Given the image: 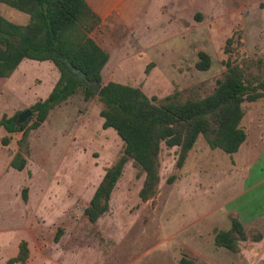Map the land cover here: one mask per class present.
I'll list each match as a JSON object with an SVG mask.
<instances>
[{
  "label": "rangeland",
  "instance_id": "obj_1",
  "mask_svg": "<svg viewBox=\"0 0 264 264\" xmlns=\"http://www.w3.org/2000/svg\"><path fill=\"white\" fill-rule=\"evenodd\" d=\"M145 6L114 15L93 34L110 54L103 84L133 85L158 100L176 92L183 100L204 98L214 92L226 71L229 38H241V44L232 47L233 59L264 60V0H146ZM0 15L22 25L30 19L3 4ZM200 51L212 58L208 71L196 69ZM253 71L258 72L257 67ZM58 78L52 63L24 61L11 77L0 109L8 116L16 110L25 112L49 96ZM249 104H245L246 111ZM252 107H264V99ZM101 110L97 97L86 101L82 94L53 109L46 122L29 134L23 171L9 164L22 133L6 134L0 127V173L4 171L0 175V228L28 242V264H178L183 256L196 264H264V237L253 241L249 233V239L239 241V251L233 253L216 248L206 232L198 233L202 215L221 217L231 208L220 206L225 196L239 190L243 167L264 150V138L256 153L243 162L236 155L209 150L200 138L195 157L190 153L182 168L177 167L180 150L163 145L160 191L146 203L139 197L144 175L129 161L109 212L91 223L86 214L91 198L124 151L117 132L103 127ZM259 131L264 133L260 126ZM9 136L10 143L3 145ZM205 150L227 162L225 167L212 169L209 188L215 197L211 199L204 197L209 188L203 183V170L194 177L199 168L194 171L191 166V159L203 158ZM228 162L237 164L231 172L226 169ZM252 168L258 170L259 165ZM216 225L226 230L229 222L221 219ZM198 234L205 240L197 242ZM12 249V245L0 246V264L7 260L5 250Z\"/></svg>",
  "mask_w": 264,
  "mask_h": 264
},
{
  "label": "trees",
  "instance_id": "obj_2",
  "mask_svg": "<svg viewBox=\"0 0 264 264\" xmlns=\"http://www.w3.org/2000/svg\"><path fill=\"white\" fill-rule=\"evenodd\" d=\"M0 4L30 18L21 25L0 15V78H9L25 60L50 62L59 73L49 96L30 108L33 114L28 123L18 122L20 112L11 118L4 115L0 120V127L8 134L22 133L10 167L17 171L26 168L30 132L45 123L53 109L78 94L86 101L98 98L102 104L103 127L115 130L124 143L122 156L107 169L86 209L91 223L109 212L113 192L129 161L144 175L139 197L146 203L160 191L163 145L180 150L177 167L182 168L200 138L211 150L218 149L228 155L237 153L247 140V131L242 126L244 105L264 99V60L233 59L232 47L241 44V38L233 36L227 40L225 53L231 54L212 94L183 100L176 92L158 100L133 85L114 81L103 84V70L110 54L92 38L101 20L85 0H0ZM198 57L196 69L208 71L212 66L211 56L200 51ZM254 67L258 72L253 71ZM91 85H101L99 92ZM11 138L4 137L3 145L7 146ZM23 199H28L27 188ZM230 220V229L218 231L214 244L218 249L236 253L238 241H246L250 236L238 219L230 217ZM251 238L260 241L263 236L251 233ZM29 257L28 243L22 241L18 255L5 264H27ZM178 264H196V261L183 256Z\"/></svg>",
  "mask_w": 264,
  "mask_h": 264
},
{
  "label": "crops",
  "instance_id": "obj_3",
  "mask_svg": "<svg viewBox=\"0 0 264 264\" xmlns=\"http://www.w3.org/2000/svg\"><path fill=\"white\" fill-rule=\"evenodd\" d=\"M85 1H86L87 5L100 18L101 24L106 23L114 15H122L123 11H124V14L126 13V15H127L131 12L136 11L138 8L144 9V7H146L145 6L146 0H85ZM96 30L92 33L93 39H94L93 34L96 32ZM109 61H110V59H109ZM108 63H107V65H108ZM13 74L9 78H0V99L3 97V95L5 94V91L9 87V82H10ZM260 100H263V99H260ZM253 103L255 104L256 102H253ZM253 103L249 104V107H248L249 110L248 111H246V108L244 105L246 114H245V117L243 119L242 126L247 131V140L243 143V145L241 146L239 151L237 153L233 154V155L237 156V160L239 162H243L244 158L248 157V155L251 152L256 153L255 149L258 146L260 139L264 138V133L263 132L261 133L259 131V126L261 127V129H264V114H263L264 113V107L253 109V107H252ZM252 110H254V111H252ZM17 112H18V110H16L13 114L8 116L7 114H5V112L2 108L0 109L1 117L6 115L9 118H11V117H14L15 116L14 114ZM262 120H263V122H262ZM4 131H5V129H4ZM6 134H8V133L6 132ZM197 144H198V142H197ZM197 144H196L195 148L191 151V158L195 157L194 152L196 151V149L198 148V145H199V144L198 145ZM204 144H206V143H204ZM205 146H207V144ZM206 148L211 150L208 146ZM216 150H218V149H216ZM216 150H211V151L216 152ZM221 152H223V151H221ZM261 153H262V155H261ZM14 155L11 157L10 163H11ZM233 155H229V156H233ZM254 156H255V158L251 162H248L245 167H243L244 169H243L242 175L240 177L242 179V183L240 184L239 190L235 194H231L230 197L225 196V200H224V202H222V205L220 206V208H223V207L227 208V206L229 205V206H231V208L227 209V211L221 217H218L216 215H212V214L208 213V214L202 215L201 218L198 220L199 224H201V226H202V227H200L201 229L198 230V233L199 232H206L207 238L211 239L213 244L215 243L216 233L218 231H222V230L217 228V225H216L217 221H221V219L222 220H224V219L228 220L229 227L226 230H229L231 227L230 217H234V218L238 219L248 234L249 233L250 234L251 233H262L263 237H264V169H262V167L264 166V150H261L260 152L258 151L257 154H255ZM221 158L222 157H220V159ZM219 160L212 158L211 153L206 154V150L204 152L203 158L199 157L198 160L195 162H194V159H191V166H193V170L195 171L196 166L199 168V170L197 172H194V175H193L194 177L199 176L201 170H203V174H204L203 183L205 185V188H209L210 185L212 184V176L214 175V173H212V169L215 167V165H218V167H221L223 165V167H225V165L227 164L226 161L221 162ZM236 165L237 164L235 162H232V163L228 162V166L226 169H228V172H231L233 170V167H235ZM256 165H259L258 170H255L252 168L253 166L255 167ZM1 168L3 170V165ZM217 172H219L218 169H217ZM215 174H217V173H215ZM0 175L2 178L4 175V171H2L0 173ZM210 190H212V189L209 188V191H207V193H204L205 199H211L212 196L215 197V195H213ZM206 195H210V197L206 196ZM221 199H223V198H221ZM27 201H28V199H27ZM6 231L7 230H5L4 228H0V246H2V247L7 246L8 247L9 245H12L13 249L11 251L5 250V257L7 259L6 261H8L9 259L14 258L18 255L19 244L22 241H26V240H21V239L19 240L15 235L6 234ZM209 232H212V236ZM194 239L197 242H200V241L202 242L205 240L204 238H201V236L199 234L196 235L194 237ZM29 250H30V248H29Z\"/></svg>",
  "mask_w": 264,
  "mask_h": 264
},
{
  "label": "water",
  "instance_id": "obj_4",
  "mask_svg": "<svg viewBox=\"0 0 264 264\" xmlns=\"http://www.w3.org/2000/svg\"><path fill=\"white\" fill-rule=\"evenodd\" d=\"M91 87L98 93L99 90H100V88H101V85H91ZM32 114H33L32 110L31 109H27L25 112L21 113L18 116V122L20 124H26V123H28V121L32 117Z\"/></svg>",
  "mask_w": 264,
  "mask_h": 264
}]
</instances>
